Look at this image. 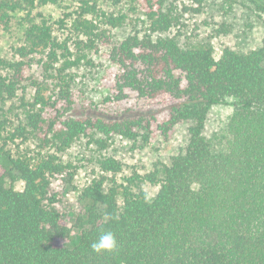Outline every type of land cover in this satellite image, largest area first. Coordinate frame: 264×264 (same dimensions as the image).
<instances>
[{"label":"trees","instance_id":"trees-1","mask_svg":"<svg viewBox=\"0 0 264 264\" xmlns=\"http://www.w3.org/2000/svg\"><path fill=\"white\" fill-rule=\"evenodd\" d=\"M60 1L0 0L5 31L25 11L15 59L0 58V104L18 100L24 111L9 132L0 121V264H264V32L258 49L226 47L216 58L208 41L181 46L169 35L177 0H137L145 29L121 40L112 31L129 17L108 8L124 0H67L72 7L55 23L67 32L60 41L44 15L32 14ZM187 1L198 12L206 0ZM250 2L264 13V0ZM100 47L115 68L103 103L139 105L78 115L73 70ZM226 99L235 104L225 128L205 136L208 112ZM181 124L189 125L187 144L168 164L117 182L120 162L102 156L100 174L74 189L78 211L60 207L52 183L63 176L71 185L75 167L61 157L77 140L103 151L112 137L148 143L152 128L167 139ZM27 142L34 148H19ZM144 184L157 187L153 197ZM108 231L118 250L94 252L91 243Z\"/></svg>","mask_w":264,"mask_h":264},{"label":"rangeland","instance_id":"rangeland-1","mask_svg":"<svg viewBox=\"0 0 264 264\" xmlns=\"http://www.w3.org/2000/svg\"><path fill=\"white\" fill-rule=\"evenodd\" d=\"M250 1L237 0L229 12L222 9L225 0H206L198 12L193 10L196 7L187 0L173 1L179 22L171 29L169 35L175 37L181 46L208 41L212 44L216 58L226 47L239 53L256 50L260 47L264 32V13L258 12ZM66 7H72V4L67 0H62L56 5L38 6L33 9L32 14L44 15L53 25L54 36L62 41L66 38L67 32L59 29L55 23L68 11ZM133 7H136L135 12H133ZM108 10L125 13L129 17L125 25L112 31L115 40H121L131 32L144 31L142 9L137 0H124L118 7H111ZM24 16L25 11L16 12L12 14L9 30L5 31L0 27V58L8 61L15 59L14 49L22 43V32L25 27ZM222 27L226 29V32H220ZM88 58L92 60L90 65L82 62L79 68L73 70L74 81L71 89L75 94V108L81 110L78 115L84 114L82 109L88 107L112 113L119 109L139 105L133 98L118 106L104 104L103 100L108 95L115 68L107 60V48L105 47H100L98 53L92 52ZM33 71H36L35 67ZM23 86H25L24 92L27 99H30L33 90L25 84ZM18 93L20 95L22 90ZM234 104L233 99H226L223 104L210 109L204 124L205 136L210 137L213 133L225 128L234 111ZM23 113L18 100L0 104V121L5 122L7 132L23 121ZM188 127V124L176 126L167 139L161 137L155 128H152L148 143H143L140 139L128 141L120 137H112L108 141V147L103 151L90 143L88 138L83 137L77 140L61 157L64 163L75 167L71 185L65 184L63 176L56 177L52 183V187L61 193L60 207L72 205L78 211L79 208L75 203L77 191L74 189H80L100 174L96 164L98 158L112 157L120 162L122 170L115 176L117 182H121L123 177H128L133 173L145 174L152 169L154 164H168L172 157L184 150L188 139ZM19 148L33 149L34 145L27 142L19 144ZM108 177L111 176L108 175ZM20 187L21 185H17V188ZM141 190L145 191L149 197H153L157 192V187L144 184ZM72 223L73 220L69 217L68 224L72 225ZM74 239L73 232L71 239L62 243L63 246L71 248Z\"/></svg>","mask_w":264,"mask_h":264},{"label":"clouds","instance_id":"clouds-1","mask_svg":"<svg viewBox=\"0 0 264 264\" xmlns=\"http://www.w3.org/2000/svg\"><path fill=\"white\" fill-rule=\"evenodd\" d=\"M118 247L117 238L110 231L103 232L95 241L91 243V249L96 253H113L118 250Z\"/></svg>","mask_w":264,"mask_h":264}]
</instances>
